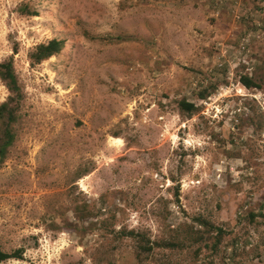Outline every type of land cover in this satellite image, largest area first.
<instances>
[{
	"label": "rangeland",
	"instance_id": "obj_1",
	"mask_svg": "<svg viewBox=\"0 0 264 264\" xmlns=\"http://www.w3.org/2000/svg\"><path fill=\"white\" fill-rule=\"evenodd\" d=\"M54 38L62 51L31 65ZM10 56L25 99L0 169V249L24 253L0 264H264V0H0ZM182 98L200 108L189 119ZM104 220L175 246L140 263L129 239L88 229Z\"/></svg>",
	"mask_w": 264,
	"mask_h": 264
},
{
	"label": "trees",
	"instance_id": "obj_2",
	"mask_svg": "<svg viewBox=\"0 0 264 264\" xmlns=\"http://www.w3.org/2000/svg\"><path fill=\"white\" fill-rule=\"evenodd\" d=\"M19 11L22 15L25 16H36V12L32 11L27 4H22L19 8ZM65 41L62 39H50L45 43L38 44L35 46L30 53L28 54V59L31 65H38L53 56L58 55L64 48ZM18 49H13V54H17ZM259 79V78H258ZM257 79L249 76L240 77V82L247 89L259 88L261 85L256 81ZM0 82L6 88L8 95L2 103H0V169L7 160L9 151L14 145L17 138V126L20 119V112L23 101L25 99L24 91L19 79L17 77L13 56H10L2 61H0ZM215 86H208L202 88L197 92V98L200 100L207 99L213 92ZM176 106L180 116L183 118H191L193 115L199 112L200 108L192 102H188L186 99L182 98L177 100ZM88 174V170H84L80 173L77 178L85 176ZM76 225L73 227L76 233L85 234L86 226L84 225V218L89 216L87 214V207H78L77 205L74 208ZM250 219H253V215L250 216ZM111 219H114L112 216ZM193 222L198 225H204L205 227L210 228L211 231L215 232L216 244H219L225 235L221 227L212 225V223L204 217L198 216L194 218ZM190 225H185L183 229V235L186 239L191 237L189 233ZM88 229L91 231L108 230L107 234L112 237V241L119 243L123 239H129L132 243L135 257L140 263L141 261H151L154 260V252L158 248H173L175 245L172 242H155L150 241L146 233L142 231L127 230L126 228H121L119 231H115L113 224H109L108 221L104 220L102 222H95L93 224H88ZM191 230V229H190ZM191 233H195L191 230ZM172 243V244H171ZM179 244L185 246L191 245V240H184L179 242ZM23 248H17L14 251L8 253L0 249V263L8 260H21L23 257Z\"/></svg>",
	"mask_w": 264,
	"mask_h": 264
}]
</instances>
